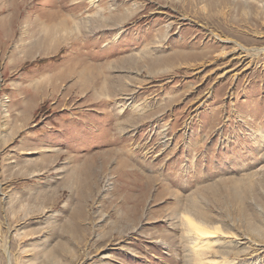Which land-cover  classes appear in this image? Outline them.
<instances>
[{
    "label": "rangeland",
    "instance_id": "obj_1",
    "mask_svg": "<svg viewBox=\"0 0 264 264\" xmlns=\"http://www.w3.org/2000/svg\"><path fill=\"white\" fill-rule=\"evenodd\" d=\"M199 228L264 264V0H0V264H197Z\"/></svg>",
    "mask_w": 264,
    "mask_h": 264
},
{
    "label": "bare ground",
    "instance_id": "obj_2",
    "mask_svg": "<svg viewBox=\"0 0 264 264\" xmlns=\"http://www.w3.org/2000/svg\"><path fill=\"white\" fill-rule=\"evenodd\" d=\"M198 230L199 231L191 235V238H189L190 244L192 245V248L198 257L197 264H212V262L209 263L204 259L206 254L204 251L210 247V243L207 241L205 242L204 240L211 232V234H213L214 231H202L200 228Z\"/></svg>",
    "mask_w": 264,
    "mask_h": 264
}]
</instances>
